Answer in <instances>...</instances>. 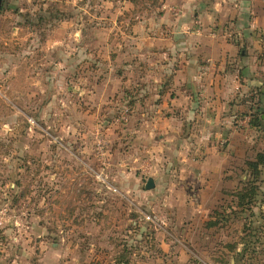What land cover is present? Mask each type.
Returning <instances> with one entry per match:
<instances>
[{"label":"rangeland","instance_id":"rangeland-1","mask_svg":"<svg viewBox=\"0 0 264 264\" xmlns=\"http://www.w3.org/2000/svg\"><path fill=\"white\" fill-rule=\"evenodd\" d=\"M238 1L2 0L0 264H264V167L254 178L246 166L264 152L253 97L231 125L249 145L234 157L200 119L165 133L143 88L187 62L170 50L178 35L234 40L207 15ZM208 173L220 179L198 180ZM250 188L246 209L237 193Z\"/></svg>","mask_w":264,"mask_h":264},{"label":"crops","instance_id":"crops-1","mask_svg":"<svg viewBox=\"0 0 264 264\" xmlns=\"http://www.w3.org/2000/svg\"><path fill=\"white\" fill-rule=\"evenodd\" d=\"M217 5L225 10L217 16L209 14L208 18L217 20L218 24H223L225 20V23L229 21L231 28L229 30L236 33L235 39H230L227 34L178 35L181 41L180 48L171 47L170 50L179 58L183 56L187 62L180 64L178 68L177 66L173 68L175 75L172 80L163 83L158 81L159 83L155 85L145 81L143 88L144 95L146 90H149V95H153L150 97L159 100L157 108L159 112L156 111L161 115L160 119H163L160 127L165 133L170 131V136L175 137L173 132L179 131L180 128L178 120L200 119V129L205 130L211 126L208 134L211 135L214 131L216 136L224 134L229 138L225 141L230 140L226 150H229L231 145L232 152H229L235 157L244 154L249 148L248 144L241 143L242 139L237 135L235 127L231 128L232 123L237 122L234 121L235 114H239L238 109H242L240 102L249 95L253 97L252 101L258 103L260 92L264 93V59H260L264 49L255 42L257 39L255 25L258 24L259 28L264 29V11L260 10L258 15H255V12L258 6H264V3L239 0L238 3H217ZM159 66H163V63ZM183 76L184 80L181 79ZM198 108L200 111L197 112ZM255 130L257 133L258 130ZM231 138L236 139L231 141ZM212 164L220 170L224 166L223 161L216 164L206 159L199 167L206 168ZM213 177L208 173L197 178L206 183L220 179L219 176L212 180Z\"/></svg>","mask_w":264,"mask_h":264},{"label":"trees","instance_id":"trees-1","mask_svg":"<svg viewBox=\"0 0 264 264\" xmlns=\"http://www.w3.org/2000/svg\"><path fill=\"white\" fill-rule=\"evenodd\" d=\"M264 93L260 92V99L258 103H256L255 109H252L251 115L249 116L248 124L250 127L261 130L264 133ZM247 168H249L253 174L254 178H258L259 170L264 167V152H260L255 156L254 160H250L246 164ZM255 189V188H254ZM250 188L249 190H245L241 193H237L238 200L240 202V206L243 208L251 207V205H247L243 203L244 201L252 202L253 198L256 196L255 190Z\"/></svg>","mask_w":264,"mask_h":264},{"label":"water","instance_id":"water-1","mask_svg":"<svg viewBox=\"0 0 264 264\" xmlns=\"http://www.w3.org/2000/svg\"><path fill=\"white\" fill-rule=\"evenodd\" d=\"M1 2L2 0H0V8H1ZM153 187H154V181L152 179H148L145 184V188L149 190V189H152Z\"/></svg>","mask_w":264,"mask_h":264}]
</instances>
